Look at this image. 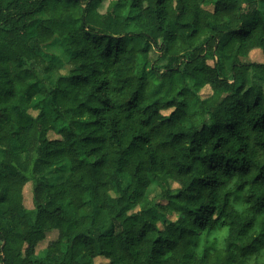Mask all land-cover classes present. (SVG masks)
<instances>
[{"label": "trees", "instance_id": "obj_1", "mask_svg": "<svg viewBox=\"0 0 264 264\" xmlns=\"http://www.w3.org/2000/svg\"><path fill=\"white\" fill-rule=\"evenodd\" d=\"M104 2L0 0V264H264V0Z\"/></svg>", "mask_w": 264, "mask_h": 264}, {"label": "rangeland", "instance_id": "obj_2", "mask_svg": "<svg viewBox=\"0 0 264 264\" xmlns=\"http://www.w3.org/2000/svg\"><path fill=\"white\" fill-rule=\"evenodd\" d=\"M108 1L111 0H105L104 2V7L106 6V4L108 3ZM205 9L207 10H211L212 6L211 5H204L203 6ZM50 53H53L55 56L57 57H61L62 59L64 58L61 50L58 48V46H53L49 49H47ZM157 52L155 50V52L152 53V57H156ZM247 61L250 62H255V63H260L263 61V54L262 51L259 49L253 50L250 52V54L248 55V57L245 59ZM65 61V60H63ZM209 64H212L211 61L208 62ZM67 66L63 65L60 68V73L64 74L67 73ZM211 94L209 88L207 86L203 87L202 89H200V91L198 92V96L200 97V99H205L207 97H209ZM31 113L33 115L36 114V112L31 111ZM169 112H165V114H168ZM49 138H57V136L53 133V132H49ZM65 176V171L63 169L58 170L57 172L53 173L52 175H50V181L52 183H58L60 181L63 180ZM171 187H176L175 184H172ZM165 190V183L164 181L159 177V176H155L151 186L149 187L148 191H147V196L149 199H154L156 196H158L159 194H161L163 191ZM164 200L160 201V204H164ZM23 208L25 211H30L33 208L32 205V185L31 183H27L24 188H23ZM57 236L56 231H52L47 233L46 238L44 241L40 242L37 247H36V253L42 255V252L44 250V248L47 246V244L54 240ZM106 261L104 259H99L97 258L95 260V264H105Z\"/></svg>", "mask_w": 264, "mask_h": 264}]
</instances>
